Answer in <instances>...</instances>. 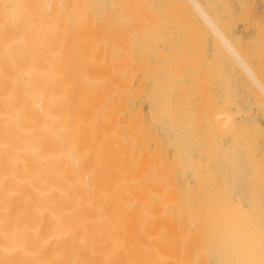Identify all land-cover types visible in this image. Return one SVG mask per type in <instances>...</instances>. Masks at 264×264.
I'll list each match as a JSON object with an SVG mask.
<instances>
[{
    "label": "bare ground",
    "instance_id": "obj_1",
    "mask_svg": "<svg viewBox=\"0 0 264 264\" xmlns=\"http://www.w3.org/2000/svg\"><path fill=\"white\" fill-rule=\"evenodd\" d=\"M203 7L197 0H0V264H264V179L249 163L255 140L249 153L244 148L241 108L225 101L214 123L210 112L196 141L210 154L205 163L185 161L177 74H146L153 36L128 33L131 16L144 34L158 13L192 9L264 93ZM162 22L153 24L156 34L174 25ZM255 121L247 135L264 137ZM240 178L249 184L247 201L234 195Z\"/></svg>",
    "mask_w": 264,
    "mask_h": 264
},
{
    "label": "rangeland",
    "instance_id": "obj_2",
    "mask_svg": "<svg viewBox=\"0 0 264 264\" xmlns=\"http://www.w3.org/2000/svg\"><path fill=\"white\" fill-rule=\"evenodd\" d=\"M186 1V0H185ZM201 5L202 7L204 8V10L206 11V13L210 16V18L213 19V22L217 25L218 29L222 31V35L227 38L228 41H230L232 47H234L235 51L237 53H239V57L242 56V60L243 62H245V65H247L248 69L251 70L254 75L256 76V78L258 79V82L261 84L262 87H264V0H197ZM189 4V2H186ZM189 10V11H187ZM163 11V10H162ZM182 11V13H181ZM193 11V12H192ZM165 12V11H164ZM175 12V11H173ZM173 12H167L168 14H163L162 12L158 13L157 15H155L154 18H156V22L158 23V19L162 22V23H166L167 20H171L173 22V20L175 19L177 22L175 24V21L173 22L174 25L172 24L171 26L167 27L168 29H166L165 26H163L165 29H166V32L164 31V28L162 29H158L157 33L159 34L160 31L161 33L159 34V36L161 37V40L163 39V41H156L159 37L158 34H156V32H154V26H153V22H155V19H151L149 18L148 19V23H147V28L143 27L145 29V35L143 34L144 31H136L135 27L132 26L133 24L131 23L132 20H134L135 17L131 16L129 17L130 19V24L131 26L130 27H133V28H129L128 29V33L129 35L133 38V39H138V36L139 38H142L143 36V39L147 42L148 41H151V39H148L147 37L150 36L151 34V37L153 36V39H152V43L148 42V51H147V54L144 58H146V64L144 65V67L147 66L146 70H147V73L146 74H149V75H152V74H157V75H165V74H173V71H174V75H176V77H174L176 79V88H175V96H174V99L177 101V103L175 102V111L177 112V115H179L178 117V125H179V132H178V135L180 134V136H182L180 138V136H178V140L182 141V144L184 145L183 147H185L183 150L185 151L187 149V145L186 143H188V139L190 138V141L194 140L193 142V149L192 151H190V153H192V156L191 154L186 151L184 152L183 151V156H184V160L186 159L187 160V156L189 157H197L196 159H202V161L205 163V160H206V155L208 156L210 154V151L208 152V154H206V152L203 154V153H200L198 150V147H200V145L202 144V141H203V134L205 133V127H208V121L207 120H210V121H218L216 118L214 119L213 117H215V115L217 114L216 112H218V110L223 106L222 104L225 103V101L228 103V104H224V106H228L230 109H236V110H239L240 108V115L238 116V122L240 125H248V133L249 134H252L251 130L253 128H251L250 130V124L253 123L255 121L257 124L260 125V127L262 128V130H264V93H262L261 91H259V89L257 87H255V85L253 84L252 85V82L249 81V79H247V77L245 76V74L242 73V71L244 72V70L238 68V65L237 62L236 65L234 64V61L232 60V56L230 55V53L228 52H225V50L227 51V49L225 48L224 50V46L222 47L221 43L218 42V38H214L213 36H215L212 31L210 29H208L207 25H204L203 22H202V18L199 19V17L197 16V14L194 12V10L192 9H184V10H179V11H176L177 13H174ZM185 12H188V13H185ZM209 12V13H208ZM180 13V14H179ZM212 13V14H210ZM223 13V14H222ZM170 14V16H169ZM191 14V15H190ZM165 15V16H164ZM215 15V16H214ZM227 15V16H226ZM163 16V18L161 17ZM196 16V17H195ZM225 16V17H224ZM159 17V18H158ZM166 17H169L168 19ZM191 17V18H190ZM214 17V18H213ZM227 17V18H226ZM161 18V19H160ZM217 18V19H216ZM163 19V20H162ZM167 19V20H165ZM226 20V22L224 20ZM228 19V20H227ZM150 20V21H149ZM151 20H154L153 22ZM217 20V21H216ZM179 21V22H178ZM182 21V23H181ZM224 21V22H223ZM133 22V21H132ZM150 22H152L150 25ZM155 22V23H156ZM161 22H159L158 24H154L156 25L157 28H159V26H161ZM189 22V23H188ZM220 22V24H219ZM228 22V23H227ZM180 23V24H179ZM186 23V24H185ZM149 24V25H148ZM162 24V25H164ZM177 24H179L178 26H176ZM194 24V25H193ZM222 24V25H221ZM192 25V26H191ZM229 25V26H228ZM148 26H152L151 27H148ZM194 26V27H193ZM223 26V27H222ZM225 27V28H224ZM157 28L155 30H157ZM185 28V29H184ZM228 28V29H227ZM134 31H133V30ZM153 29V30H152ZM174 29V30H173ZM196 29V30H195ZM223 29V30H222ZM130 30V31H129ZM169 30V31H168ZM206 30L207 33H206ZM209 30L211 32H209ZM225 30V31H224ZM228 30V31H226ZM151 31V32H149ZM164 31V32H163ZM177 31V32H176ZM180 31V32H178ZM197 33H196V32ZM138 32V34H137ZM148 32V33H147ZM176 32V33H175ZM184 32V33H183ZM133 33V34H132ZM150 33V34H149ZM153 33V34H152ZM168 33V34H167ZM174 33V34H173ZM201 35H199V34ZM203 33V34H202ZM213 35H212V34ZM142 36H140V35ZM146 34H148L146 36ZM181 34V35H180ZM188 34V35H187ZM195 34V35H194ZM206 34V35H205ZM228 34V35H227ZM156 37H155V36ZM171 36V40L168 41L170 43H167V41H165L169 36ZM183 35V36H182ZM210 35V36H209ZM168 36V37H166ZM137 37V38H135ZM155 37V38H154ZM165 37V39L163 38ZM184 37H186V39H183ZM213 37V38H212ZM216 37V36H215ZM231 37V38H230ZM239 37V38H238ZM150 38V37H149ZM157 38V39H156ZM190 38V39H189ZM195 38V39H194ZM156 39V40H155ZM170 39V38H168ZM167 39V40H168ZM176 39V40H174ZM194 39V40H192ZM197 39V40H196ZM212 39V40H211ZM234 39V40H232ZM160 40V38L158 39ZM183 40V41H182ZM202 40V41H201ZM252 40V41H251ZM257 40H259V42L261 43H257ZM157 42L156 44L154 43ZM165 41V43H164ZM182 41V42H180ZM255 43H254V42ZM173 42V43H172ZM199 42V43H198ZM204 42V43H203ZM233 42V43H232ZM251 42V44H250ZM183 43V44H182ZM216 43V44H215ZM246 43V44H245ZM156 45V46H153V45ZM169 44L172 46L171 48V53H170V46ZM189 44V45H188ZM194 44V45H193ZM203 44V45H202ZM215 44V45H213ZM235 44V45H234ZM256 44V46H255ZM259 46H258V45ZM186 45V46H185ZM234 45V46H233ZM252 45V47H251ZM162 46V48H161ZM180 49H178L179 47ZM201 46V47H200ZM215 46V47H214ZM220 47L219 50L216 52V48ZM235 46L237 48H235ZM241 48V51H240V48ZM251 48H250V47ZM254 46V47H253ZM183 47V48H182ZM194 47V49H193ZM213 47H214V50H213ZM151 48V49H150ZM158 48V49H157ZM161 48V49H160ZM164 48V49H163ZM169 48V49H168ZM176 48V49H175ZM250 48V49H249ZM160 49V50H159ZM237 49V50H236ZM254 52H253V50ZM257 49V50H256ZM156 50V51H155ZM162 51V52H158L157 51ZM168 50V52H167ZM202 50V51H201ZM239 50V51H238ZM164 51V55H167V56H164L162 53ZM201 51V52H200ZM262 51V52H261ZM178 52V53H177ZM192 52V53H191ZM196 52V53H195ZM215 52V53H214ZM221 52V53H219ZM242 52V54H240ZM245 52V55L246 56H243ZM249 52V53H248ZM256 52V53H255ZM257 52L259 53L257 55ZM170 53V54H169ZM176 53V54H175ZM203 53V54H201ZM255 53V54H254ZM160 54L158 57L157 55ZM169 54V56H168ZM173 54V55H171ZM175 54V55H174ZM191 54V55H190ZM194 54V55H193ZM213 54H217V55H214ZM219 54V55H218ZM221 54V55H220ZM254 54V55H253ZM178 57H177V56ZM202 55V56H201ZM257 55V56H256ZM160 56H163L165 61L163 60V57L160 58ZM170 56L172 58H170ZM204 56V57H203ZM249 56V57H248ZM254 56V57H253ZM259 56V57H258ZM157 59H156V58ZM168 57H169V61H168ZM191 57V58H190ZM220 59H219V58ZM253 57V58H251ZM257 57V58H256ZM178 58V60H177ZM203 58V59H201ZM214 58H215V61H214ZM223 60H222V59ZM241 58V57H240ZM156 59V60H155ZM175 59V60H174ZM184 59V60H183ZM199 60V61H196V60ZM201 59V60H200ZM217 59V61H216ZM247 59V60H246ZM251 59V60H250ZM175 61L174 63H170V62H173ZM213 60V61H212ZM249 60V62H248ZM185 61L187 63H185ZM204 61H207V62H204ZM209 61V62H208ZM211 61V62H210ZM219 61V62H218ZM226 61V62H225ZM230 61V62H228ZM248 63H247V62ZM223 62V63H222ZM164 63V64H163ZM169 63V64H168ZM181 63V65L179 64ZM183 63V64H182ZM192 63V64H190ZM195 63V64H193ZM201 63V64H199ZM159 64V66H158ZM160 64L163 65L164 67H161V68H158L160 67ZM167 64H168V67L170 68H167ZM179 64V65H178ZM206 64H209V65H206ZM217 65L214 66V65ZM249 64V65H248ZM171 65V66H170ZM177 65V66H176ZM222 65V66H221ZM225 65V67H224ZM229 65V66H228ZM154 66H158L157 68L153 69ZM175 68H174V67ZM189 66V67H188ZM206 66V67H205ZM209 66V67H208ZM240 66V65H239ZM151 67V68H150ZM179 67V68H178ZM214 67H216L215 69H213ZM220 68V70H219ZM228 68V69H227ZM231 68V70H230ZM157 69V70H156ZM165 69H168L165 71ZM177 69V70H175ZM208 69V70H207ZM164 70V71H163ZM212 70V71H211ZM260 70V71H258ZM170 71V73H169ZM172 71V73H171ZM215 71V72H214ZM218 71V72H216ZM153 72V73H152ZM167 72V73H165ZM200 72L202 74H200ZM216 73V74H210V73ZM235 72V73H234ZM188 73V74H187ZM218 73V74H217ZM223 73V74H222ZM191 74V76H190ZM221 74V75H220ZM229 74V75H228ZM237 76H236V75ZM204 75V76H203ZM206 75V76H205ZM214 77V78H209V77ZM262 75V76H261ZM185 76V77H184ZM188 76V77H187ZM224 76V77H223ZM191 77V78H190ZM220 77V78H219ZM197 80H196V79ZM204 78V79H203ZM226 78V79H224ZM235 78V79H234ZM183 79V80H182ZM195 79V80H194ZM210 79V80H209ZM213 79V81H212ZM221 79V80H220ZM224 79V80H223ZM241 79V81H240ZM229 83V86L227 84V82ZM194 81V82H193ZM235 81V82H233ZM240 81V82H239ZM243 81V82H242ZM190 82V84H188ZM242 82V83H241ZM246 82V83H245ZM201 83V84H200ZM215 83V84H214ZM226 83V84H225ZM239 83V84H238ZM208 84V85H207ZM242 84V85H241ZM245 85L247 87H245ZM180 86V87H179ZM182 86V87H181ZM223 88H221V87ZM252 86H253V89H252ZM225 88H229V92L228 90L224 89ZM249 87V88H248ZM251 87V88H250ZM197 88V89H196ZM204 88V89H203ZM242 88V89H241ZM255 88V89H254ZM234 89V91H233ZM249 89V91L247 90ZM206 90V91H205ZM216 90V91H215ZM221 90L223 92H221ZM254 90L256 92H254ZM196 91V92H195ZM225 91V92H224ZM231 91V92H230ZM233 91V92H232ZM236 91V92H235ZM243 91V92H242ZM259 91V92H258ZM187 92V93H186ZM242 92V94H241ZM252 92V93H251ZM254 92V93H253ZM186 93V94H185ZM203 93V94H202ZM234 95H233V94ZM250 93V94H249ZM257 93V95H256ZM260 93V94H258ZM254 94V95H253ZM177 95V96H176ZM186 95V97H185ZM217 95V96H216ZM233 95V96H232ZM247 95V96H246ZM256 95V97H255ZM262 96V98L260 96ZM210 96V97H209ZM230 99H228V97ZM254 96V97H253ZM181 97V98H180ZM213 97V98H212ZM226 97V98H225ZM234 97V99H233ZM237 97H239V99H237ZM246 97V98H245ZM185 98V99H184ZM223 98V99H222ZM244 98V99H242ZM259 98V99H258ZM183 101H182V100ZM188 99V100H187ZM209 99V100H208ZM216 99V100H215ZM218 99V100H217ZM247 99V100H246ZM262 99V100H261ZM231 100V102H230ZM234 100V101H232ZM257 100V101H256ZM260 100V101H259ZM182 101V102H181ZM185 101V102H184ZM199 101V102H198ZM202 102V103H200ZM229 102L231 105H229ZM237 102V104H236ZM258 102V104L256 103ZM184 103V104H183ZM196 103V104H195ZM233 103V105H232ZM235 104V105H234ZM257 104V105H256ZM259 104H262V105H259ZM185 105V106H184ZM214 105V107H213ZM222 105V106H221ZM198 106V107H197ZM200 106V107H199ZM219 106V107H218ZM236 106V107H235ZM259 106V107H258ZM262 106V107H260ZM144 107H145V112H146V104H144ZM185 107V108H184ZM188 107V109H187ZM209 107V108H208ZM212 109H211V108ZM239 107V109H238ZM246 107L249 108V110L247 111L246 110ZM255 107V108H254ZM215 108V109H214ZM216 108L218 110H216ZM196 109V110H195ZM243 109V110H242ZM245 109V110H244ZM251 109V110H250ZM185 110V111H184ZM187 110V111H186ZM188 110H190L188 112ZM193 110V112H192ZM207 110V112H206ZM209 110V112H208ZM212 110V111H211ZM214 110V111H213ZM214 113L211 116L212 113ZM185 113V115L183 114ZM192 113V114H191ZM208 113V115H207ZM245 113V114H244ZM182 114L184 116H182ZM191 116H190V115ZM210 114V115H209ZM181 115V116H180ZM187 115V116H186ZM207 116V117H206ZM190 117V118H189ZM195 117V118H194ZM199 117V118H198ZM208 117L210 118H213L212 119H207ZM188 118V120H187ZM243 118V119H242ZM254 118V120H253ZM179 119H181L179 121ZM207 119V120H206ZM245 119V120H244ZM252 120V122H250ZM204 121V122H203ZM180 122V124H179ZM185 122V124H184ZM197 124H196V123ZM206 122V123H205ZM244 122V123H243ZM250 122V123H249ZM189 123V124H188ZM214 123V122H213ZM186 124L188 126H186ZM190 124H193L192 127L190 128ZM206 124V125H205ZM197 125V127L195 126ZM252 125V124H251ZM185 126V127H184ZM181 127V128H180ZM184 127V128H183ZM196 127V128H195ZM246 128V127H245ZM247 129V128H246ZM245 129V130H246ZM182 130V131H181ZM186 130V131H185ZM192 131V132H189V131ZM184 131L186 133H184ZM197 132V133H196ZM204 132V133H203ZM247 132V131H246ZM191 133V135L193 136H189V134ZM248 133H246V135H242V137L244 139H246V141L248 140V144L246 145L245 143V146H248L247 148H245L246 150L249 149V145H251L252 143H250V141L252 142V140H255V143H253L252 145L255 147H253L254 149H251L253 150L252 153L250 154H253L254 158L252 156H250V154H248V150H247V159H248V156L249 159L252 157V159L249 160V163H252L254 162V165L253 164H249L250 167L249 169L246 170V167H245V170H246V173H249V175H252L253 173H255V169L254 167L256 166V169L258 171H261L258 172V173H255L256 175H260V180L261 179H264V139H261V138H264V137H257V138H252L250 137L251 135H247ZM183 134V135H182ZM187 135V136H186ZM185 137H188V138H185ZM193 137V138H192ZM202 137V141L197 143L196 141L197 140H200ZM217 134L216 136L213 138V141L214 144L216 146H218L219 143H221V138L217 137ZM200 138V139H199ZM249 138V139H248ZM251 139V140H250ZM250 140V141H249ZM187 141V142H186ZM224 141V140H222ZM261 141V142H260ZM196 142V143H195ZM219 142V143H218ZM254 142V141H253ZM258 142V143H257ZM260 142V143H259ZM194 143L197 145V147H195ZM199 144V145H198ZM257 145V146H256ZM259 145V146H258ZM182 146V145H181ZM252 146H250L251 148ZM260 147V148H259ZM195 148V150H194ZM259 148V149H258ZM209 149V148H208ZM244 149V150H245ZM210 150V149H209ZM245 150V151H246ZM250 150V149H249ZM197 151V152H196ZM255 151V152H254ZM195 152V153H193ZM198 153V154H197ZM200 153V154H199ZM188 154V155H187ZM205 155L203 157V155ZM194 155V156H193ZM202 155V156H201ZM178 156V154H177ZM186 156V158H185ZM256 157H257V161H256ZM192 160L195 162V159ZM259 158V159H258ZM185 160V161H186ZM197 162V161H196ZM195 162V163H196ZM202 162V163H203ZM248 162V160H247ZM248 164V163H247ZM246 164V165H247ZM260 164V165H258ZM187 165V164H185ZM247 165V166H249ZM254 167H253V166ZM258 165V166H257ZM260 166H261V169H260ZM252 167V168H251ZM194 168V167H193ZM192 170H196V168H194ZM248 168V167H247ZM251 168V169H250ZM259 168V169H258ZM248 171V172H247ZM250 172H252V174H250ZM260 173V174H259ZM262 173V174H261ZM247 177L245 178L247 182L250 183L249 181V178L250 177L248 174H246ZM262 176V177H261ZM241 181V178L239 179V182ZM246 181L240 183V185H237V188L240 187L241 185V189H244L245 192H242L243 190H241L240 188H238L239 190H235L234 191V195L237 196L239 199H241V201H243V199H246L247 201V197H249V194L246 192L247 188L246 186L248 187L249 184H245L247 183ZM262 181V180H261ZM262 183H264V181H262ZM261 183V184H262ZM239 184V183H238ZM236 188V189H237ZM260 188L264 189V184L260 185ZM241 192V193H240ZM240 193V194H239ZM237 194V195H236ZM243 195V196H239V195ZM247 194V195H246ZM246 197V198H241V197ZM261 201L264 200V198H261V194L259 195ZM246 201L244 200V202L246 203ZM264 202V201H262Z\"/></svg>",
    "mask_w": 264,
    "mask_h": 264
}]
</instances>
